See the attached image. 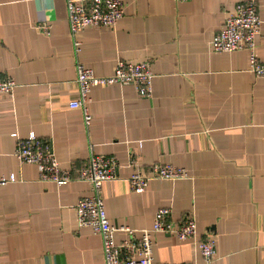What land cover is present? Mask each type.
Returning a JSON list of instances; mask_svg holds the SVG:
<instances>
[{
    "label": "crops",
    "instance_id": "obj_1",
    "mask_svg": "<svg viewBox=\"0 0 264 264\" xmlns=\"http://www.w3.org/2000/svg\"><path fill=\"white\" fill-rule=\"evenodd\" d=\"M66 1L0 0V77L16 85L0 95V177L15 178L0 187V264H104L101 237L77 225L75 206L92 195L90 184L39 181L36 166L14 156L30 133L50 145L62 169L91 154L117 160V179L101 191L114 227L150 229L167 208L175 223L194 219V238L153 236L154 264H205V236L216 252L208 264H264V80L248 71L246 51L216 53L208 44L247 0H122L125 19L84 29L74 38L78 50ZM255 1L262 22L255 53L264 64V0ZM119 59L151 63L152 95L93 87L85 127L81 110L69 108L78 99L76 66L105 77ZM130 153L143 172L171 165L188 178L152 180L133 193ZM127 238L114 234L115 243Z\"/></svg>",
    "mask_w": 264,
    "mask_h": 264
},
{
    "label": "built area",
    "instance_id": "obj_2",
    "mask_svg": "<svg viewBox=\"0 0 264 264\" xmlns=\"http://www.w3.org/2000/svg\"><path fill=\"white\" fill-rule=\"evenodd\" d=\"M172 1L179 3L189 0ZM66 11L69 33L76 50L79 48V43L74 38L84 29L111 28L125 19L122 0H67ZM261 24L255 0L238 3L233 12L227 16L223 28L208 42L209 48L213 52L227 55L236 51H246L248 71L264 80V64L259 61L255 53V43L260 35ZM39 28L47 32L50 27ZM153 77L149 61L132 63L119 59L114 65L112 74L105 77L95 76L89 69L77 65L75 83L78 99L70 102L69 108L81 110L83 123L88 127L91 123V115L87 104L93 87L131 86L139 97L150 98ZM15 86V82L10 77H0V95H11ZM138 147L141 148V142H138ZM14 156L20 164L35 165L41 182L54 183L59 187L74 180L90 184L92 195L81 199L75 206L77 225L79 228H88L101 237L104 264H154L152 255L155 234H169L180 241L194 238L197 234L192 217L187 215L179 223H175L170 220L169 208L156 212L150 229L134 231L111 225L106 216L101 191L103 183L117 179L119 165L114 157L91 154L84 165L71 170L62 169L50 145L45 144L32 133L18 142ZM128 166L135 169L127 182L130 191L136 194L143 193L152 180L177 181L188 178L185 170L171 165H153L143 172L138 168L137 158L132 153L129 154ZM13 182H15L13 175L9 178L0 177V187ZM120 231L125 232L128 238L115 243L114 234ZM199 249L205 264L215 258V243L209 236H205L199 242Z\"/></svg>",
    "mask_w": 264,
    "mask_h": 264
},
{
    "label": "rangeland",
    "instance_id": "obj_3",
    "mask_svg": "<svg viewBox=\"0 0 264 264\" xmlns=\"http://www.w3.org/2000/svg\"><path fill=\"white\" fill-rule=\"evenodd\" d=\"M102 196V195H101Z\"/></svg>",
    "mask_w": 264,
    "mask_h": 264
}]
</instances>
